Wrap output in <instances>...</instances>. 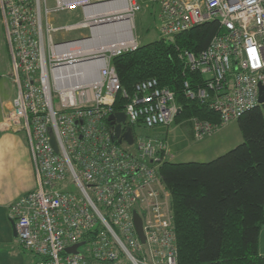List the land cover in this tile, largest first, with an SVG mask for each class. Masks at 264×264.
<instances>
[{"label": "built area", "instance_id": "built-area-1", "mask_svg": "<svg viewBox=\"0 0 264 264\" xmlns=\"http://www.w3.org/2000/svg\"><path fill=\"white\" fill-rule=\"evenodd\" d=\"M110 5L115 7L107 10ZM144 5L159 7L163 38L173 40L206 22L220 24L221 32L205 50L181 53L187 70L204 77L195 86L185 80V96L207 104L221 118L214 123L192 117L195 139L261 105L264 0H53V5L50 0H0L17 86L0 126L26 133L37 180L34 190L11 204L9 216L18 243L36 256L34 264H180L171 193L159 173L167 139L134 133L130 145L119 142L108 124L119 93L126 98L124 130L167 126L181 112L175 92L156 78L138 82L130 92L113 66V57L140 46L135 17ZM78 9L83 13L78 22L55 21L58 12ZM122 22L130 23L132 39L96 50L84 47L93 40L92 32ZM84 29L91 33L67 38ZM95 64L96 79L68 82L73 70L79 68L85 77ZM134 211L143 220L144 242ZM76 245V251L67 252Z\"/></svg>", "mask_w": 264, "mask_h": 264}, {"label": "trees", "instance_id": "trees-1", "mask_svg": "<svg viewBox=\"0 0 264 264\" xmlns=\"http://www.w3.org/2000/svg\"><path fill=\"white\" fill-rule=\"evenodd\" d=\"M219 32L218 21L206 22L173 40L160 37L140 44L113 57L112 63L130 92L149 78L174 91L181 107L177 121H187L191 127L192 117L218 123V113L185 96V80L195 86L204 83V77L187 70L181 53L202 52ZM125 104L126 98L119 93L113 112H123ZM237 121L244 140L228 152L210 161L159 164L161 179L171 193L180 264H264L259 251L264 228V104ZM108 124L113 127L109 120ZM137 127L152 129L132 126L135 135Z\"/></svg>", "mask_w": 264, "mask_h": 264}, {"label": "rangeland", "instance_id": "rangeland-1", "mask_svg": "<svg viewBox=\"0 0 264 264\" xmlns=\"http://www.w3.org/2000/svg\"><path fill=\"white\" fill-rule=\"evenodd\" d=\"M50 5H53V0H50ZM158 13V6L146 7L144 5L143 9L136 14L135 35L141 44L149 43L160 38L158 31L160 18ZM82 17L83 13L81 9L63 11L55 15V21L59 24L74 23L81 20ZM108 29L109 27L107 26L104 32ZM3 30L4 26L0 12V78L3 82L6 80L10 82L12 78V66L7 61L8 59L5 55L6 38ZM90 33L91 31L89 29L75 30L68 34L67 38L75 39ZM136 133L138 135L148 134L153 137L155 135L166 137L169 156L167 154L165 159L167 160L168 156V159L174 162L210 161L228 152L244 140L237 120L228 122L222 129L216 130L212 134L207 135V137L205 136V139L203 138L204 140L192 137L190 125L186 121L179 122L176 119L167 126H158L152 129L137 127ZM72 188L76 190V186L73 185Z\"/></svg>", "mask_w": 264, "mask_h": 264}, {"label": "crops", "instance_id": "crops-1", "mask_svg": "<svg viewBox=\"0 0 264 264\" xmlns=\"http://www.w3.org/2000/svg\"><path fill=\"white\" fill-rule=\"evenodd\" d=\"M3 32L5 34V30H3ZM5 38H6V34H5ZM5 43H6V48L4 50L6 52L5 55L7 56L8 59L7 61L10 62L11 64V57H10L7 41ZM16 94H17V86L13 78L10 79V82H7V80L3 82L0 78V121L3 120L6 113L12 108V101L16 96ZM186 123L188 122L186 121ZM190 132H191V136L193 137L191 126H190ZM5 135L18 138L19 141L21 142L24 153V162L29 167L30 176L26 182L17 184L14 187L0 191V264H34L36 261V256L33 253L29 252L28 250L24 249L18 243L15 224L9 216V210L11 204L37 187L34 163L28 144V138L24 131L5 130L0 126V136H5ZM168 156H167V160H169ZM259 251L264 256V228L261 230L259 237Z\"/></svg>", "mask_w": 264, "mask_h": 264}, {"label": "clouds", "instance_id": "clouds-1", "mask_svg": "<svg viewBox=\"0 0 264 264\" xmlns=\"http://www.w3.org/2000/svg\"><path fill=\"white\" fill-rule=\"evenodd\" d=\"M29 176L30 170L24 162L19 139L9 135L0 136V191L26 182Z\"/></svg>", "mask_w": 264, "mask_h": 264}, {"label": "water", "instance_id": "water-1", "mask_svg": "<svg viewBox=\"0 0 264 264\" xmlns=\"http://www.w3.org/2000/svg\"><path fill=\"white\" fill-rule=\"evenodd\" d=\"M95 33L96 31L92 32V39L95 38ZM259 102L261 104H264V86L263 85H260ZM108 119L111 122V124L114 126L115 133H116L117 138L119 139V142L126 141L130 145L134 143L135 138H134V132H133L132 127L127 126L126 129L124 130V126L126 125V119H127L125 112H115L111 114ZM50 133H51V144L56 150V152H58L59 147L57 144L56 137L52 131ZM134 220H135L137 232L140 238L142 239V241L144 242L145 235L143 232V220L141 216L137 213V211H134ZM76 249H77V245L68 248L67 252L70 253V252L76 251Z\"/></svg>", "mask_w": 264, "mask_h": 264}, {"label": "bare ground", "instance_id": "bare-ground-1", "mask_svg": "<svg viewBox=\"0 0 264 264\" xmlns=\"http://www.w3.org/2000/svg\"><path fill=\"white\" fill-rule=\"evenodd\" d=\"M111 6L112 5H110V8H108L107 10H110ZM113 7H115V5H113L112 8ZM93 12H96V11H93ZM108 27H109V29L106 32L101 31V30H99V31L97 30L95 33V38L93 40H91V42L88 43L87 45H84V47L85 48H87V47L92 48L93 47V49L96 50L97 48H94V47H99L100 45H103L106 43L107 44L108 43L113 44V43L118 42V40H121V39H123V40L124 39H132L131 25L129 22H122V23H119L116 25H109ZM109 39H110V41H109ZM92 68H93V70L91 71V75H86L85 77H81V75H80L81 73H78V72H80L79 68L75 69V71L73 70L74 73L76 72L75 77H71V80H69L68 82L74 84L75 82H77L81 79H86V78L96 79L98 76V74H97L98 65L95 64V66H93ZM68 72L70 73L72 71H68ZM74 73H73V75H74Z\"/></svg>", "mask_w": 264, "mask_h": 264}]
</instances>
